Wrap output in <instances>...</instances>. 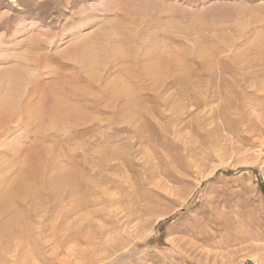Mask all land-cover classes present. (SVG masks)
I'll return each instance as SVG.
<instances>
[{"label":"rangeland","instance_id":"374dc122","mask_svg":"<svg viewBox=\"0 0 264 264\" xmlns=\"http://www.w3.org/2000/svg\"><path fill=\"white\" fill-rule=\"evenodd\" d=\"M11 113L0 264H264V0H0Z\"/></svg>","mask_w":264,"mask_h":264},{"label":"bare ground","instance_id":"6f19581e","mask_svg":"<svg viewBox=\"0 0 264 264\" xmlns=\"http://www.w3.org/2000/svg\"><path fill=\"white\" fill-rule=\"evenodd\" d=\"M55 98V97H54ZM61 99V98H60ZM223 100V99H222ZM5 104V103H4ZM172 104V103H171ZM5 105H7V104H5ZM51 105V104H50ZM10 106V105H9ZM60 106V105H59ZM3 107V106H2ZM1 107V109H3ZM4 107H6V106H4ZM8 107V106H7ZM12 107V106H11ZM14 107V106H13ZM30 107V106H29ZM30 109V108H29ZM212 109V108H211ZM32 110V109H31ZM64 110H65V108H64ZM13 111V110H12ZM66 111V110H65ZM234 111V110H233ZM26 112H28V110L26 111ZM30 112V111H29ZM52 112H57V110L56 109H53L52 110ZM78 112V111H77ZM244 112V111H243ZM58 114V113H57ZM63 114L66 116V114L67 113H59V115H61V116H63ZM5 115V114H4ZM11 115L12 116H10V117H8V114L7 115H5L4 117H0V132H2V133H0V134H4L3 132H4V130L6 131V130H8L9 128H10V125H12V124H15V123H17L18 122V120H16V119H14V118H16L14 115H13V113H11ZM29 115V114H28ZM47 115V114H46ZM17 116V115H16ZM27 117V116H26ZM234 117V116H233ZM59 118V117H58ZM29 119V117L26 119V122H27V120ZM61 119V118H60ZM9 120H10V122H9ZM12 120V121H11ZM66 120V119H65ZM68 120V119H67ZM14 121V122H13ZM51 121V120H50ZM62 121V120H61ZM78 122V121H77ZM32 123V122H31ZM22 125V124H21ZM28 125V124H27ZM251 125V124H250ZM29 126H30V124H29ZM66 126V125H65ZM6 133V132H5ZM7 145V144H6ZM13 150V149H12ZM4 161V160H3ZM95 171V170H94ZM22 176H24V175H22ZM21 176V177H22ZM13 181V180H12ZM11 181V182H12ZM4 193V192H3ZM0 194H1V192H0ZM65 195V194H64ZM35 201V200H34ZM213 208V207H212ZM1 211H3V209L1 210ZM13 218H15V217H13ZM12 218V219H13ZM14 222V221H13ZM30 232V231H29ZM45 235V234H44ZM25 239V238H24ZM26 242V241H25Z\"/></svg>","mask_w":264,"mask_h":264}]
</instances>
